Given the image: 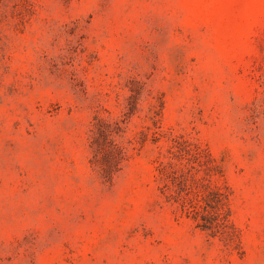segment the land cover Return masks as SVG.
Wrapping results in <instances>:
<instances>
[{"label": "rangeland", "instance_id": "obj_1", "mask_svg": "<svg viewBox=\"0 0 264 264\" xmlns=\"http://www.w3.org/2000/svg\"><path fill=\"white\" fill-rule=\"evenodd\" d=\"M0 264H264V0H0Z\"/></svg>", "mask_w": 264, "mask_h": 264}]
</instances>
